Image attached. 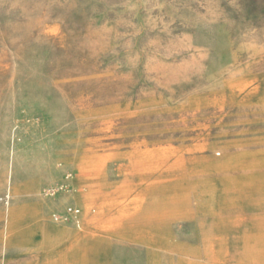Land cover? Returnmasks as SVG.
Returning <instances> with one entry per match:
<instances>
[{
    "label": "rangeland",
    "instance_id": "obj_1",
    "mask_svg": "<svg viewBox=\"0 0 264 264\" xmlns=\"http://www.w3.org/2000/svg\"><path fill=\"white\" fill-rule=\"evenodd\" d=\"M6 195L0 264H264V0H0Z\"/></svg>",
    "mask_w": 264,
    "mask_h": 264
},
{
    "label": "built area",
    "instance_id": "obj_2",
    "mask_svg": "<svg viewBox=\"0 0 264 264\" xmlns=\"http://www.w3.org/2000/svg\"><path fill=\"white\" fill-rule=\"evenodd\" d=\"M70 174H65L63 181L55 186H47L42 188L41 193L44 197H51L60 192H70L72 189V180ZM8 196L0 198V202L7 203ZM80 207L74 204H67L61 212H53L51 219L55 222H73L75 226H80Z\"/></svg>",
    "mask_w": 264,
    "mask_h": 264
}]
</instances>
